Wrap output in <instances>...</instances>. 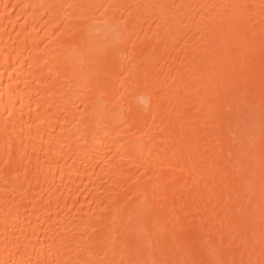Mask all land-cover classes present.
<instances>
[{
    "label": "bare ground",
    "instance_id": "obj_1",
    "mask_svg": "<svg viewBox=\"0 0 264 264\" xmlns=\"http://www.w3.org/2000/svg\"><path fill=\"white\" fill-rule=\"evenodd\" d=\"M0 264H264V0H0Z\"/></svg>",
    "mask_w": 264,
    "mask_h": 264
}]
</instances>
